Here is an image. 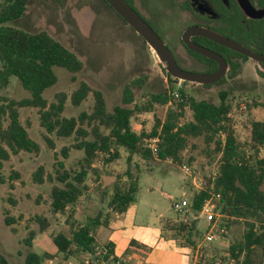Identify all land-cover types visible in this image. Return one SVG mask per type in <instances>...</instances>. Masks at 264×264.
Instances as JSON below:
<instances>
[{
    "label": "rangeland",
    "instance_id": "374dc122",
    "mask_svg": "<svg viewBox=\"0 0 264 264\" xmlns=\"http://www.w3.org/2000/svg\"><path fill=\"white\" fill-rule=\"evenodd\" d=\"M137 1L144 9L141 8L140 14L172 51L177 32L181 29L182 13L179 8H173L169 0ZM128 2L132 3L131 0ZM8 24L29 32L45 31L81 60L82 69L75 75L63 68H55L58 82L43 93L48 102L55 101L56 94H65L63 116H76L82 111H90L92 107L91 94L78 106H73L70 101L71 93L80 81L102 91L108 110H112L116 104H121L122 88L137 77L144 78L135 97L140 104L145 102L150 94L165 91L172 95L179 89L188 97L206 99L217 104L220 101L219 93L226 92V100L231 106L228 122L232 126L234 136L241 150L249 156L254 155L249 141V128L252 120L264 119V76L252 69L251 60L246 62L248 64L240 77H228L219 85L202 87L169 79L156 55L146 48L142 38L98 0H29L24 14ZM257 52L264 54V33L262 36L257 33ZM178 63L184 70H193V67L187 66L181 58ZM257 75L263 78L259 82ZM2 94L19 100L27 97L29 93L12 77ZM165 111L166 106L156 104L150 112L135 114L131 118L132 130L137 133L148 132L155 117L162 118ZM19 117L27 128L28 136L37 143L38 153L20 151L12 154L0 170V176L4 180L0 183V253L12 264H23L27 253L33 249L39 253L52 252L54 248L51 236L59 231H69L65 215L54 214L51 210L50 189L54 180L36 183L32 179L34 172L38 167H42L43 177L47 179L48 175L54 176L57 162H63L66 169H78V160L84 156L83 150L73 147L77 143L76 136L63 138L46 133L40 125L36 108L20 107ZM191 119L192 112L186 107L180 122ZM221 136L223 138L222 134ZM64 148L66 157L62 153ZM211 150L213 143L207 146L200 136L190 138L188 146L182 152L183 162H187L189 156L193 157L190 165L195 168L197 176L205 181L218 167L220 154L214 155ZM109 153L94 159L95 172H91L92 175L90 174L87 180V192L78 199L74 218L86 223L90 218L101 215V226H98H110L111 238L120 254L129 247L128 251L134 259L139 256L143 264H179L180 252L173 248L174 239L179 238L176 230L179 219L171 206L175 200L191 199V177L184 174L179 165L170 161L144 160L133 156V164L140 168L136 202L129 205L116 219V213L108 209L107 202L114 184L126 182L125 172L129 166L126 162L127 151L124 148H119L120 156L117 159H111ZM104 156L109 157L110 161ZM131 166L133 170L132 163ZM14 172L18 176H15ZM261 188L264 191V178ZM5 216L11 221L9 225L5 224ZM38 217L49 222L43 233L38 232ZM104 218L107 224H104ZM244 229L242 222L232 224L224 236L215 238L210 244L202 245V252L204 250L203 253L206 254V257H202L204 262L229 264V247L242 241ZM32 235H35L34 239H31ZM187 256L188 264H191L192 252L187 251ZM243 256L244 253H241L240 258ZM251 258L252 262L257 264L261 259V251L256 250ZM136 261L131 260V264ZM90 262L112 264L111 260L102 263V257L99 255L84 253L67 258L57 254L45 260L43 264ZM261 264H264V256Z\"/></svg>",
    "mask_w": 264,
    "mask_h": 264
},
{
    "label": "trees",
    "instance_id": "16d2710c",
    "mask_svg": "<svg viewBox=\"0 0 264 264\" xmlns=\"http://www.w3.org/2000/svg\"><path fill=\"white\" fill-rule=\"evenodd\" d=\"M28 1L0 2V170L12 154L20 151L38 153L37 143L28 136L26 126L20 120V107L36 108L40 125L46 133L63 138L76 136L77 143L73 147L83 150L84 156L78 160V169H66L63 162H57L54 176L48 175L47 179L43 177L42 167L34 172L32 179L36 183L54 180L50 189L51 210L54 214L65 215L69 231H59L51 236L54 248L52 252L39 253L36 249L30 250L23 264H43L57 254H62L64 258L81 253L97 255L96 247L100 244L94 231L101 224V215L90 218L86 223L74 218L78 199L87 192V180L92 175L91 172H95V158L111 152L110 158L117 159L120 156L119 148L127 151V180L114 184L107 202L111 211L122 214L129 205L136 202L140 168L133 164L132 157L170 160L180 166L187 164L193 167L190 165L193 157L189 156L187 162H183L182 152L188 146L190 138L200 136L207 146L213 143L211 152L214 155L220 154L216 173L208 175L206 181L220 193V212L233 217L226 223L223 235L229 232L232 224L242 222L245 228L242 241L229 247V257L238 264H254L251 260L252 254L259 250L263 259L264 191L261 186L264 178V119L252 120L250 123L249 141L254 155L249 156L241 150L228 122L231 106L226 100V92L219 93L220 101L217 104L206 99L188 97L182 89L177 91L178 99L162 91L148 95L146 101L140 104L135 97L143 84L144 78L141 77L124 85L121 104L114 105L112 110L107 109L102 91L80 81L78 87L72 91L70 101L73 106H78L91 94L92 107L90 111H82L76 116H63L65 94H56V100L48 102L43 93L58 82L55 68H63L75 75L82 69V62L75 53L45 31L29 32L8 24L24 14ZM12 77L29 93L27 97L16 100L2 94ZM168 102L172 105L166 109L162 118L155 117L148 132L137 133L132 130L131 118L135 114L150 112L156 104L165 105ZM186 107L191 110L192 119L181 123L180 119L184 116ZM154 135L160 138L156 156L144 144L145 138ZM62 153L64 157L67 156L65 148ZM104 157L110 161L109 157ZM3 182L0 176V183ZM206 197V191L194 192L191 196L192 207L198 209ZM37 220L40 223L38 232L43 233L49 222L41 217ZM4 221L7 225L11 223L7 216ZM104 222H107L106 218ZM176 230L185 232V241L189 245L194 244L193 238L197 235L194 222H179ZM101 245L107 250L102 256L103 261L129 264L114 255L112 243ZM241 253H244L242 259ZM261 259L257 264H261ZM0 264L12 263L0 253ZM198 264L206 262L202 258Z\"/></svg>",
    "mask_w": 264,
    "mask_h": 264
},
{
    "label": "flooded vegetation",
    "instance_id": "af4514ba",
    "mask_svg": "<svg viewBox=\"0 0 264 264\" xmlns=\"http://www.w3.org/2000/svg\"><path fill=\"white\" fill-rule=\"evenodd\" d=\"M98 1L107 10L110 9L119 16L105 0ZM125 1L151 27L140 14V11H142L141 8L143 9L142 5L137 0H131L133 4L128 2V0ZM169 2L173 8H179L181 11L180 13H182V19H180L181 29L178 30L177 37H175L176 41L172 45L174 46L173 50L171 51L170 47H168L159 36L158 37L171 52L177 66L180 68L178 59L181 58L187 66L193 67L191 68L193 70L185 69V71L189 72L209 74L216 71L219 67L217 61L189 48L186 40L217 53L225 61L223 76L214 83L203 84L174 78L156 56L169 79L172 78L182 83L201 85L202 87L219 85L228 77H240L248 64L246 63L248 60L252 62V69H254L257 74L264 76V62L257 61L242 52L224 46L192 30L194 28H199L201 31L218 34L255 54L264 56V54L257 52V33L261 36L264 33V0H169ZM119 18L126 23L120 16ZM180 21L178 20L179 23ZM133 31L136 33L134 29ZM142 40L144 41L143 38ZM144 43L146 44V48L150 49L145 41ZM261 79L263 78L257 75V82L261 81ZM166 80L167 78H165V81Z\"/></svg>",
    "mask_w": 264,
    "mask_h": 264
},
{
    "label": "built area",
    "instance_id": "2783aa9c",
    "mask_svg": "<svg viewBox=\"0 0 264 264\" xmlns=\"http://www.w3.org/2000/svg\"><path fill=\"white\" fill-rule=\"evenodd\" d=\"M175 99H178V93L174 92ZM243 108H246L245 105H242ZM230 112L228 116H230ZM160 138L158 135L149 136L145 138L144 144L145 147L150 150V152L156 156L159 149ZM181 170L184 174L191 177L193 187L196 192L206 191L207 197L204 198L202 204L198 209L192 207L191 199H180L172 202V209L174 213L178 216L179 222L182 223H195V229L197 230V235L194 236V246L196 261L194 264H198L202 257H206L204 250L202 252V245L210 244L214 241L215 238L224 236L226 230V223L231 220L233 217L220 212L219 202H220V193L216 192L211 183L205 181L201 177H198L197 172L191 166L184 164L181 165ZM214 172L213 174H215ZM198 180V181H197ZM183 237L186 236V233L183 232ZM209 250V246L207 247ZM97 255L103 256L106 254V248L103 245L96 247ZM110 260V257L109 259ZM106 262L102 260V263ZM118 263V261H117ZM116 263V264H117ZM229 264H238L233 258H229Z\"/></svg>",
    "mask_w": 264,
    "mask_h": 264
},
{
    "label": "water",
    "instance_id": "95a60500",
    "mask_svg": "<svg viewBox=\"0 0 264 264\" xmlns=\"http://www.w3.org/2000/svg\"><path fill=\"white\" fill-rule=\"evenodd\" d=\"M112 8L117 12V14L132 28L139 34L150 49L154 52V54L158 57V59L163 63L166 70L174 77L180 80H185L189 82H197L203 84L214 83L218 81L224 74L225 71V61L223 58L217 53L206 49L204 47L198 46L194 43H191L186 40L187 45L192 50L207 56L219 64V67L216 71L209 74H201L194 73L182 70L177 66L174 61V58L169 51V49L165 46V44L161 41L158 35L153 31V29L126 3L125 0H105ZM195 33L202 34L207 36L218 43L233 48L239 52H242L257 61L264 62V56L259 54H255L241 45H238L218 34L201 31L199 28H194ZM74 53V52H73ZM76 55V54H75ZM264 154V151H262Z\"/></svg>",
    "mask_w": 264,
    "mask_h": 264
},
{
    "label": "crops",
    "instance_id": "0c3cea01",
    "mask_svg": "<svg viewBox=\"0 0 264 264\" xmlns=\"http://www.w3.org/2000/svg\"><path fill=\"white\" fill-rule=\"evenodd\" d=\"M169 104H170V102H168L167 104L164 105V106H166V109L170 106ZM165 161H170V160H165ZM170 162H172V161H170ZM173 164H175V163H173ZM179 167H181V166L179 165ZM192 168H194V167H192ZM191 184L193 185L192 180H191ZM194 192H196V191H195V188L193 187V193ZM108 209H110V208L108 207ZM118 216L120 217V214H116V219L119 218ZM164 223H165V221H164ZM164 223H163V226H164ZM104 224H107V223L104 222ZM99 226H101V225H99ZM99 226L96 227L98 232H96V229L94 231V235H95V238L97 239V241H99L102 244L109 243V242L112 243L113 244V253H114V255L117 256L118 258H120L121 260L127 262V263L131 264V260H133V262H134V260H137L135 264H139V263L143 264V262H142V260H141V258L139 256H138V258H136L137 257L136 256L135 259H134V256L132 255V253L128 251L129 247L126 248L123 251V254H120L118 252V250H117V245H116L115 241L112 240V238H111L112 231L109 230L110 226L109 227L108 226H103V228H101ZM171 231H173V230H171ZM178 233H179V238L176 237V235H175L176 239H174L173 248L180 252V253H178L179 254V258H180V259L178 258L179 259V264H188L189 257L187 256V251L192 252V262H191V264H194V262L196 261V256H195V251L196 250L194 249V246L189 245V243H187L185 241V239H183V236H182L183 235V231H179ZM130 245H134V244L130 243ZM124 256H126V257H124ZM130 257H132V258H130ZM184 259H186V260L184 261Z\"/></svg>",
    "mask_w": 264,
    "mask_h": 264
}]
</instances>
